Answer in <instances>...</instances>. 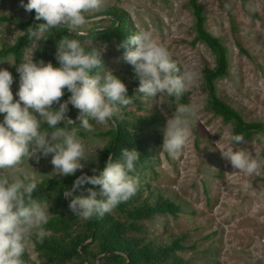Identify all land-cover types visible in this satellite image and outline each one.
<instances>
[{"label": "clouds", "instance_id": "1", "mask_svg": "<svg viewBox=\"0 0 264 264\" xmlns=\"http://www.w3.org/2000/svg\"><path fill=\"white\" fill-rule=\"evenodd\" d=\"M105 0H19L28 12L35 10L41 23L29 27L30 40L40 41L52 29L64 28L68 34H84L88 30L102 31L100 10ZM226 7L228 5L226 4ZM55 59L39 61L24 58L16 66L19 86L14 99V77L8 68H0V264H26L24 256L30 237L43 238L47 232L49 206L34 196L38 181L33 168L25 167L28 158L39 153L52 154L54 172L74 175L90 158L76 127H61L60 122L74 125L66 117L69 103L79 110L80 127L92 130L94 125L111 120L118 105H129L125 82L102 59L104 49H88L70 35L58 40ZM124 59L132 66L139 81L136 93L146 97L167 94L177 100L186 94L195 79L192 70H182L169 49L150 31L129 34ZM135 46V47H131ZM14 63V61L9 60ZM65 90L70 93L61 102ZM57 104L58 107H53ZM198 103H178L172 115L163 113L161 153L176 157L192 135L191 122L199 119ZM230 141L237 144L243 133H231ZM264 143V132L257 134ZM222 156L234 169L247 174L257 172L260 160L252 152L233 147L221 149ZM141 156L136 147H124L119 158L109 157L102 169L93 168L76 176L72 187H65L64 197L76 216L85 220L102 217L120 203L133 197L139 179L133 172ZM39 159V156H36ZM85 183L99 185L86 189V195H76Z\"/></svg>", "mask_w": 264, "mask_h": 264}, {"label": "rangeland", "instance_id": "2", "mask_svg": "<svg viewBox=\"0 0 264 264\" xmlns=\"http://www.w3.org/2000/svg\"><path fill=\"white\" fill-rule=\"evenodd\" d=\"M189 1L105 0L99 13L107 7L125 10L137 31H150L169 49L182 70L195 73L186 96L189 102L200 105L199 119L191 122L192 135L176 157L160 150V176L151 181L156 189L181 203L185 212L178 218H156L145 225L156 237L171 233L185 235V244L190 248L183 251L182 256L189 264H264V181H261L264 146L256 138L237 144L231 142L232 125L208 109L202 68L214 67L216 58L204 43L193 44L197 32ZM199 3L207 17L208 30L219 36L228 48L230 75L217 82L220 95L242 111L247 120L264 123V0H199ZM3 15L26 21L31 12L26 11L19 0H0V16ZM102 17L101 24L108 26L110 21ZM232 22L237 26L236 32ZM21 34L17 22L0 21V48L5 44L13 45ZM42 39L28 46L22 59L36 61L35 54ZM238 41L250 55L240 50ZM86 44L104 49L102 56L109 60L107 68L113 71L122 67L123 54L117 43L88 40ZM17 65L13 55L0 60V68H8L13 74L14 99L19 86ZM142 106L144 110L135 104L129 109L137 114L159 110L169 116L175 109L167 94L144 96ZM93 125V129L81 137L90 158L83 161L84 168L78 172L91 170L93 160L107 143V138L97 134L110 125L95 121ZM161 130L163 133V128ZM229 146L257 155L260 160L257 172L247 174L234 169L221 154V149ZM51 158L52 154L45 157L37 153L24 162L25 167L33 168L38 183L48 177L64 176L54 172ZM51 233L47 231L45 235ZM26 252L31 264H42L33 236L28 240Z\"/></svg>", "mask_w": 264, "mask_h": 264}, {"label": "trees", "instance_id": "3", "mask_svg": "<svg viewBox=\"0 0 264 264\" xmlns=\"http://www.w3.org/2000/svg\"><path fill=\"white\" fill-rule=\"evenodd\" d=\"M189 5L193 11L197 32L193 44L204 43L216 58L214 67L207 65L202 68L208 109L216 116L222 117L226 123H230L233 133H243L242 141L256 138L264 146L257 137L259 132H264V123L247 120L242 111L220 95L217 82L230 75L228 48L219 36L208 30L207 17L199 0H190ZM101 15L105 16L110 24L99 32L88 30L86 35H76L68 34L64 28H56L45 33L35 58L36 61L43 59L45 62L51 61L57 64L55 59L57 42L65 35L80 40L88 49L96 48L86 44L88 40L107 44L117 43L120 46L123 54L122 67L113 72L127 85L128 94L132 96V103L126 106L118 105L115 116L107 122L110 127L98 132V136L107 138V143L93 160V168L102 169L110 156L119 158L121 149L124 147H136L141 153L133 172V175L139 179L138 190L133 197L120 203L104 216L85 220L75 215L68 207L69 200L63 195L65 187H72L76 176L83 172L77 171L74 175L46 178L38 183L34 196L42 202L49 203L50 216L46 228L52 233L39 239L33 235L36 249L43 259L42 264H96V262L98 264H189L188 260L182 256V252L190 248L185 244V235L171 233L162 238L156 237L149 233L145 225V222L156 218L165 219L168 216L178 218L185 209L181 203L165 195L151 183L153 179L160 176L158 167L163 142L161 129L165 124V116L159 110L137 114L129 109L135 104L140 110H144L142 106L144 95L136 93L139 81L132 66L124 59V53L128 47L124 44L127 36L138 31L131 16L121 8L107 7ZM0 21L17 22L22 31L13 45L5 44L0 48V60L13 55L16 63L19 64L26 48L34 42L28 38L27 29L41 23L42 20H36L35 10H32L30 18L26 21L15 20L5 15L0 16ZM232 28L236 32L237 26L233 22ZM237 45L243 53L250 55L241 42L238 41ZM102 59L107 67L109 60L103 56ZM69 95L70 93L65 90L60 98L61 102ZM171 101L174 108L178 103H189L186 94L178 100L171 97ZM53 107L58 105L54 104ZM68 108L66 117L71 119L74 125H66L64 121H61L60 126L76 127L78 135L85 137L87 130L79 126L81 120L78 118L77 108L70 103ZM2 119L3 114H0V120ZM262 155L264 157V148ZM92 169L85 172L89 175L98 174L93 173ZM261 181H264V176ZM99 187V185L85 183L76 190L75 194L86 195V189H99ZM24 259L26 264H31L27 252Z\"/></svg>", "mask_w": 264, "mask_h": 264}]
</instances>
